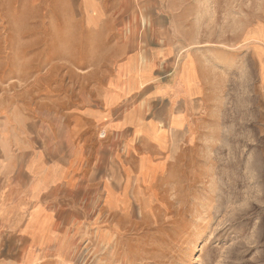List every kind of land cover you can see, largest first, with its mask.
<instances>
[{
    "label": "rangeland",
    "instance_id": "374dc122",
    "mask_svg": "<svg viewBox=\"0 0 264 264\" xmlns=\"http://www.w3.org/2000/svg\"><path fill=\"white\" fill-rule=\"evenodd\" d=\"M84 1L0 0V131L48 119L34 126L37 147L58 159L68 137L57 120L79 103L131 105L129 51L144 57L157 43L179 47L187 65L192 47L218 54L225 93L209 135L139 188L125 168L140 147L113 137V190L127 185L129 204L110 210L103 191L82 194L96 232L75 264H264V82L253 53L264 52V0H99L95 12Z\"/></svg>",
    "mask_w": 264,
    "mask_h": 264
},
{
    "label": "crops",
    "instance_id": "0c3cea01",
    "mask_svg": "<svg viewBox=\"0 0 264 264\" xmlns=\"http://www.w3.org/2000/svg\"><path fill=\"white\" fill-rule=\"evenodd\" d=\"M101 6L99 0L84 1L88 12ZM159 30L154 25L153 43L160 41ZM190 52L187 65L188 54L179 57L174 44L157 43L144 57L129 51L136 65L127 91L137 100L127 107L104 99L74 106L56 122L62 126L57 137H68L58 139V159L45 146L38 149L34 126L52 125L48 119L31 118L18 133L0 131V264H75L82 239L96 232L93 218L81 213L82 194L103 191L110 210L128 205L127 185L139 188L158 179L163 159L171 164L196 138L209 135L215 125L209 112L219 109L225 93L224 60L196 47ZM253 53L264 82V52ZM113 137H124L128 149H141L136 167L126 165L121 194L111 181ZM65 141L73 144L71 155L65 154Z\"/></svg>",
    "mask_w": 264,
    "mask_h": 264
}]
</instances>
